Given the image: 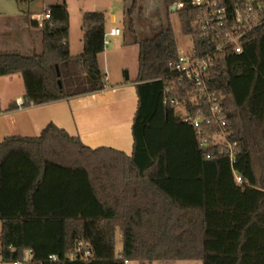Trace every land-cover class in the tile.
I'll list each match as a JSON object with an SVG mask.
<instances>
[{
  "label": "trees",
  "instance_id": "16d2710c",
  "mask_svg": "<svg viewBox=\"0 0 264 264\" xmlns=\"http://www.w3.org/2000/svg\"><path fill=\"white\" fill-rule=\"evenodd\" d=\"M164 2L168 12L179 14L198 54L214 48L201 34L200 11L192 0ZM48 10L42 52L0 51V76L21 74L27 106L107 86L98 61L107 46L106 13H83L84 50L72 55L66 2ZM134 43L139 45L134 81L139 100L131 155L91 148L54 123L39 137L11 136L0 143V259L13 263L30 251L25 264H264V25L242 40V53L226 49L209 70L208 85L224 96L228 125L238 141L234 167L211 139L208 146L200 144L193 123L171 103L185 102L186 111L196 115L189 95L193 83L179 81L173 72L180 49L171 22ZM216 131L213 127L209 136ZM81 241L92 258L69 259Z\"/></svg>",
  "mask_w": 264,
  "mask_h": 264
},
{
  "label": "crops",
  "instance_id": "0c3cea01",
  "mask_svg": "<svg viewBox=\"0 0 264 264\" xmlns=\"http://www.w3.org/2000/svg\"><path fill=\"white\" fill-rule=\"evenodd\" d=\"M127 2L128 0H92L91 8H81L79 11L81 16L86 11H104L107 15L106 35L119 37L123 31L118 24L125 22ZM18 4L15 8L12 6L11 10H6L0 0V36L8 42V38H12L10 35L16 34L11 42L0 44V51L34 53L43 47L42 25L36 27L26 19L30 16L32 20L38 14H18ZM67 6L70 12V51L72 55H78L84 50L83 35L80 40L74 39L72 14L69 4ZM114 28L120 29L119 33L110 35L109 32ZM128 43L124 36V39L117 41V46L125 47ZM110 54L107 44L104 52L98 56L107 81L103 90L47 104L20 105L18 99L25 101V84L21 74L0 76V143L11 136L39 137L50 123H54L70 135L79 137L91 148L112 147L131 155L134 145L132 124L139 100L134 82L138 70L133 81L130 78H116L109 60Z\"/></svg>",
  "mask_w": 264,
  "mask_h": 264
},
{
  "label": "built area",
  "instance_id": "2783aa9c",
  "mask_svg": "<svg viewBox=\"0 0 264 264\" xmlns=\"http://www.w3.org/2000/svg\"><path fill=\"white\" fill-rule=\"evenodd\" d=\"M191 4L200 11L197 24L202 36L209 38L214 48L204 54H198L193 36L187 35L191 40V47L186 51L180 49L173 72L179 81L193 83L189 95L196 115L186 111L185 102L171 100V103L184 107V120L193 123L200 136V144L208 146L211 139L212 144L229 156L231 165L234 167L238 147L235 131L228 125L223 108L224 96L211 90L207 80L209 70L222 52L232 49L236 53H242V40L264 25V5L255 0H192ZM179 6H183V3ZM50 16L51 12L48 10L43 14L34 15L33 19L43 25L44 20L49 19ZM119 31L120 29L114 28L109 34L116 35ZM109 42L106 39V44ZM17 102L20 105L24 103L22 99H18ZM213 127H217V131L209 136L208 133ZM207 157H211V154H207ZM234 174L237 182L241 183L242 177L236 173V170ZM92 256V250L84 241L79 242L76 248L67 255L72 260H90ZM30 258L31 252L28 251L22 260L13 262V264H25ZM50 258L57 260L58 256L52 255Z\"/></svg>",
  "mask_w": 264,
  "mask_h": 264
},
{
  "label": "rangeland",
  "instance_id": "374dc122",
  "mask_svg": "<svg viewBox=\"0 0 264 264\" xmlns=\"http://www.w3.org/2000/svg\"><path fill=\"white\" fill-rule=\"evenodd\" d=\"M82 1L83 0H66L72 14L73 36L74 39L78 38L79 40L82 35L84 36V30L82 28L83 15L81 16L79 10L81 8H89L92 0ZM2 2L6 10H11V8H13L12 6L15 8V5L20 3V5L18 4V14L28 15L29 12L43 14L48 5L62 3L63 0H2ZM126 9H131V11L126 14L125 22L118 24L123 31L122 35L119 37L107 36V40L110 41L108 43V48H110L111 51L109 60L112 63L116 78L121 80H127L130 78V81L135 79L139 67V45L134 43V40L136 37L146 38L152 36L163 25H167L168 21H170L173 26L179 49L186 51L191 47V40L182 31L179 14L175 11L168 12L164 0H137L135 4L132 0H128ZM132 23L133 28H131ZM11 35L10 37L13 38V35L16 34L12 33ZM124 36L126 37L127 42H129L128 45L125 47H118L117 41L124 39ZM12 38L8 39L12 40ZM10 40H8V42H11ZM79 40L77 43H79ZM4 42L5 44L8 43L6 40L4 41L2 36H0V44L3 45ZM42 50L43 47L41 50L35 52H42ZM21 88L23 91L24 86L22 85ZM178 111L182 114L185 113V109L182 106L178 107ZM122 247V235L118 230L116 233V252L119 253L122 250ZM0 264L13 263L2 262L0 260ZM128 264H202V262L199 260H159L153 263L145 261H130Z\"/></svg>",
  "mask_w": 264,
  "mask_h": 264
},
{
  "label": "water",
  "instance_id": "95a60500",
  "mask_svg": "<svg viewBox=\"0 0 264 264\" xmlns=\"http://www.w3.org/2000/svg\"><path fill=\"white\" fill-rule=\"evenodd\" d=\"M172 8L175 10V9H176V6H173ZM127 77H128V76H127Z\"/></svg>",
  "mask_w": 264,
  "mask_h": 264
}]
</instances>
